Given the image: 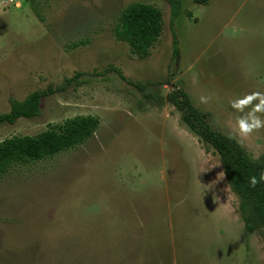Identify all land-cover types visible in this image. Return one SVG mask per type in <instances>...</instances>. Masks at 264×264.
<instances>
[{
	"label": "rangeland",
	"instance_id": "obj_1",
	"mask_svg": "<svg viewBox=\"0 0 264 264\" xmlns=\"http://www.w3.org/2000/svg\"><path fill=\"white\" fill-rule=\"evenodd\" d=\"M133 1L163 12L144 59L114 33ZM110 66L153 82V96ZM49 86L39 115L1 124L0 141L77 115L100 125L0 178V264H264V232L246 230L215 149L167 98L185 90L214 129L264 155V127L237 124L264 120L252 113L264 99V0H183L176 19L168 0H0V113Z\"/></svg>",
	"mask_w": 264,
	"mask_h": 264
},
{
	"label": "trees",
	"instance_id": "obj_2",
	"mask_svg": "<svg viewBox=\"0 0 264 264\" xmlns=\"http://www.w3.org/2000/svg\"><path fill=\"white\" fill-rule=\"evenodd\" d=\"M172 6V18L180 15L183 0H168ZM199 3H208L209 0H196ZM35 13L42 19L40 12ZM162 10L147 2L133 1L128 3L120 12L119 19L114 27L118 40L128 43L131 52L139 58H147L151 48L160 38L163 31ZM84 44L83 41L73 43V47ZM175 50H178L175 44ZM107 70L117 71L121 77L143 91L146 98L153 94L149 86L151 81H133L126 78L116 67ZM81 72L66 78L62 86L77 79ZM55 91L49 86L43 90H35L24 99H12L10 110L0 113V125L14 123L20 117H35L39 115L43 96ZM180 111L182 121L196 133L207 146L215 149L227 178L230 189L239 198L237 211L244 221L248 232H264V181L260 176L264 173V155L254 158L242 144L230 135L212 127L209 121V112L195 107L188 93L176 88L167 95ZM100 125V118L96 115H77L65 119L60 124H52L35 135H14L0 141V178L15 164H26L33 161L52 157L65 150L80 145L92 137ZM255 176L257 184L251 186L249 177Z\"/></svg>",
	"mask_w": 264,
	"mask_h": 264
},
{
	"label": "clouds",
	"instance_id": "obj_3",
	"mask_svg": "<svg viewBox=\"0 0 264 264\" xmlns=\"http://www.w3.org/2000/svg\"><path fill=\"white\" fill-rule=\"evenodd\" d=\"M262 94L258 92H254L251 94V96L246 98V101H250L252 99H255L257 97H260ZM201 102H205L206 98L201 97ZM245 101H240L238 103L233 104V107H239L240 104L244 103ZM264 111V99H260V102L256 104L253 107L252 113L256 112H262ZM239 132L247 135L251 133L254 129H260L261 127H264V120H262L258 116H252L250 119L245 120V119H240L237 121ZM260 180L264 181V173L261 174ZM257 178L255 176L249 177V183L251 186H255L257 184Z\"/></svg>",
	"mask_w": 264,
	"mask_h": 264
}]
</instances>
